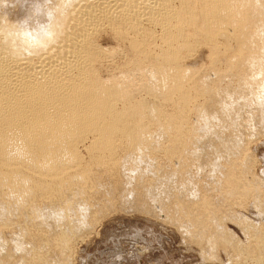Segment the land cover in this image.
<instances>
[{
  "label": "bare ground",
  "instance_id": "1",
  "mask_svg": "<svg viewBox=\"0 0 264 264\" xmlns=\"http://www.w3.org/2000/svg\"><path fill=\"white\" fill-rule=\"evenodd\" d=\"M19 1L0 0V264H76L73 244L117 205L264 264L247 154L264 134V0H38L11 18ZM101 27L128 56L105 78ZM205 46L208 66L185 64ZM249 199L256 221L234 211Z\"/></svg>",
  "mask_w": 264,
  "mask_h": 264
},
{
  "label": "rangeland",
  "instance_id": "2",
  "mask_svg": "<svg viewBox=\"0 0 264 264\" xmlns=\"http://www.w3.org/2000/svg\"><path fill=\"white\" fill-rule=\"evenodd\" d=\"M20 1L19 3L17 2L14 4V9L12 10L13 15H11L10 11L8 12V14L10 13L11 18L14 15V17H16V13L20 12V8L22 9L25 7H30L31 9H35V6L38 4V0H24L23 2ZM13 7L9 8V10H11ZM34 14L36 15L35 12H33V15ZM142 25L143 27L154 32L155 40L153 39V45L155 47L153 48H157L156 46L159 45L160 41V27H154L153 24L149 23V21L145 22L144 20L142 21ZM108 30L109 29L106 27H101L98 30L100 33L97 32V35L94 36V39L97 37V43L102 48L108 50L112 48L110 51L114 53L111 55L112 57H106L107 59L104 58L102 61V66L100 69V76L102 78H105L108 74H112V71L113 73L114 71L116 73L120 66H125L128 58L125 51L123 50V44L121 42L118 43V41H116V43L113 38L111 39L112 33L111 31L108 32ZM198 49L196 52H194L195 57L192 53V56L185 60L186 65L197 64L198 66L203 63L204 66H208L209 60H206V46L200 47ZM85 142L84 144H87L88 140ZM247 147V154H249V156L253 159L252 171H254V173L257 175H260V177L263 176L261 179L264 180V175H261V170L264 169V134H259V136H256V138L251 140L250 143L248 142ZM78 149L81 157L83 158L82 160L86 161L88 155L86 150H84V145H79ZM157 155L159 158L157 161L164 163V159L162 157L160 158V153ZM251 202L252 201H250V199L247 200L243 205L245 209L243 207H234L236 209L234 211H237L236 214L238 213L240 216L246 217L252 221H256L255 214L257 213V210L255 207H253V202ZM121 206L123 205H117V207L114 209L111 208L107 212H104L103 215L97 220V223H95L93 230H91V232L85 236V238L83 237V239H78L76 243L73 244V250L75 254L73 258L76 264H242V262L237 263V260L233 261L234 259L229 262L230 259L229 261L227 260L229 257L222 248L214 250L217 252L213 251L215 255L217 254V258H214V255L210 254L211 251L206 250L205 253V251H202V249L196 244L194 240L192 241L191 237L189 239L190 235L187 237V234L183 233L181 229L178 230L179 228L176 225L174 226L172 221L170 224V220L166 219L167 217L163 212L153 211L152 213L144 214V212L139 213V211L135 208L134 210L129 206L124 207V205L122 208ZM245 206H247V208ZM225 211L226 209L222 212ZM157 213L158 215H156ZM162 219L164 221H162ZM226 219V222L223 220V225L225 224L226 228L234 233L240 240H244L240 230L235 225H233L234 223H232V221L230 223L229 217L226 216ZM180 233L182 235H180ZM199 254L203 255L200 256ZM206 254L213 255V258H210L209 260V257L212 256L208 255V257ZM241 258L242 257H239L238 261ZM249 258V260H252V262H250L248 259L245 261L246 258H244L243 260L245 264H261L259 261L256 263V260L252 259V257ZM253 260H255V263ZM226 261L228 263H226Z\"/></svg>",
  "mask_w": 264,
  "mask_h": 264
}]
</instances>
